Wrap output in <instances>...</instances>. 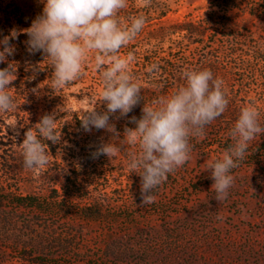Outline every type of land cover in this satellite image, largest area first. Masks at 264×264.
<instances>
[{"label":"rangeland","instance_id":"obj_1","mask_svg":"<svg viewBox=\"0 0 264 264\" xmlns=\"http://www.w3.org/2000/svg\"><path fill=\"white\" fill-rule=\"evenodd\" d=\"M42 9L39 0H0V40L10 35L1 24L5 14L17 10L30 27ZM141 13L147 22L121 55L135 56L131 71L149 91L142 101L151 103L168 87L181 86L185 70L206 68L224 81L225 112L205 136L190 141L191 159L169 174L155 191L156 201L139 207L141 177L127 167L129 153L137 149L123 144L111 160L94 158L113 134L75 124L99 100L94 59L85 63L82 78L55 93L48 86L52 69L46 58L47 65L31 73L35 94L20 96L17 110L0 112V135L8 145L0 146V264H264V134L232 170L235 183L223 203L215 199L211 170L205 169L232 143L228 133L243 106L254 105L264 123V0H152L143 9L128 0L118 16L123 26ZM182 22L197 25L202 34L152 37ZM152 64L158 73L148 72ZM176 75L182 83L174 82ZM32 99L39 104L25 113L23 107L34 106L22 102ZM97 111L106 106L98 104ZM53 113L67 135L55 144L56 154L49 150L46 167L23 168L24 133ZM141 115L136 106L127 117L110 118L120 139L125 126H136L130 118ZM26 196L37 206L15 204Z\"/></svg>","mask_w":264,"mask_h":264},{"label":"clouds","instance_id":"obj_2","mask_svg":"<svg viewBox=\"0 0 264 264\" xmlns=\"http://www.w3.org/2000/svg\"><path fill=\"white\" fill-rule=\"evenodd\" d=\"M42 13L23 29L28 36L27 50L41 52L51 64L52 75L48 86L55 93L82 78L84 65L92 57L94 68L101 76L102 88L98 102L83 109L79 114L81 127L86 132L93 129L113 134L107 143H101L93 153L110 160L121 151L123 144L137 149L129 153V173L141 177V203L139 207L156 201L155 191L168 179L169 174L183 167L190 159L193 138L206 135L205 129L226 110L229 100L224 81L215 77L210 69H187L183 72L184 83L170 95H159L151 103H144L139 119L132 116L135 128L124 127L123 139L110 118L127 117L143 100L142 86L131 71L135 61L133 53L121 55V49L132 42L147 22L141 13L121 24L119 12L128 7V0H39ZM152 0H137L141 9L151 7ZM18 35L15 30L0 40V63L15 52L9 41ZM152 64L150 74L159 72ZM16 68L12 64L0 69V112L15 111L17 105L7 89L16 80ZM35 91V89L33 90ZM106 111H97L98 104ZM119 113V115H116ZM57 116L45 114L35 125V130L24 133L22 144L23 168L43 169L49 164V148L46 141L57 144L61 129L57 128ZM264 134V123L254 105L240 109L239 116L229 137L232 143L221 157L208 161L205 169L211 170L212 191L215 199L223 203L235 183L232 170L245 159L251 143ZM217 219H222L217 215Z\"/></svg>","mask_w":264,"mask_h":264},{"label":"trees","instance_id":"obj_3","mask_svg":"<svg viewBox=\"0 0 264 264\" xmlns=\"http://www.w3.org/2000/svg\"><path fill=\"white\" fill-rule=\"evenodd\" d=\"M1 24L3 25L4 34H8V33L11 34L14 30L15 32L18 33L16 38L11 39L9 41L10 45L14 46L15 52L13 53V55L8 56L6 58L5 63H0V69L8 67V64H12V67L14 69L16 68L15 74L17 78L13 82V84L7 89V91L14 98V101L17 105L15 110H17L20 104L17 103L16 100L20 96L23 97V96H28L30 94L31 95L35 94L34 93L35 91H33L35 87L34 85H32L34 79L31 74L33 68L37 65H47V61L46 59H44L45 56L41 52H36L34 54H31L27 50L26 41L28 40V36L26 34H23L22 30L28 28V26L25 25L24 17L17 10L11 11L10 13L5 14L4 17H1ZM170 32H174V33L184 32V34H202L197 25L191 22H182L172 27L163 28L161 30L158 29L157 31L152 33V37L161 39L164 38L166 35H168V33ZM173 80L175 83L178 84L182 83V77H180L179 75H176V77ZM137 82H139L142 86V92H141L142 98L146 97L149 93L148 87L145 86V84L142 81H140L138 77H137ZM174 86L175 85H173V87H168L167 91L164 92L163 94L169 95L171 92H173ZM39 101H40L39 99H36L35 101H33L32 99V100H26L25 103L22 102V104H24L25 106H31V107L34 106L33 108H29V110L26 109V107H23V111L27 113V111L35 109L36 108L35 106H38ZM144 103L146 102L141 100L137 104L139 114H142V108L144 106ZM75 124L78 129L81 128V123L79 121H76ZM33 130H35V128ZM61 133H63V136L67 135L65 131H61ZM3 138H4L3 135H0V146L3 147V150H5L4 148H6L8 145L4 141H2ZM45 143H47L49 150H52L54 154L57 153L55 144H53L51 141H46ZM262 150L264 151V147L262 148ZM76 177H79L78 174L76 175ZM71 188L76 189L74 185H72ZM65 190L66 189H64V191ZM34 200H35L34 197L26 196V197H20L14 199V202L16 205L19 206L34 207L37 206V203ZM84 216L89 217V215L86 214Z\"/></svg>","mask_w":264,"mask_h":264}]
</instances>
